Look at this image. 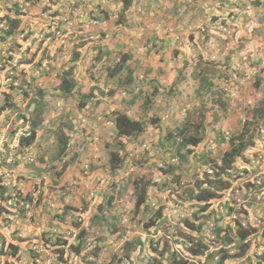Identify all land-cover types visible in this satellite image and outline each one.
I'll use <instances>...</instances> for the list:
<instances>
[{
    "label": "rangeland",
    "instance_id": "obj_1",
    "mask_svg": "<svg viewBox=\"0 0 264 264\" xmlns=\"http://www.w3.org/2000/svg\"><path fill=\"white\" fill-rule=\"evenodd\" d=\"M59 1L44 0L43 5L37 7L22 2L18 8H23L21 11L24 14L18 15L20 11L14 12L19 18L20 27L14 26L11 34L3 33V30H7V23L0 24V105L3 92L7 91L10 93L8 101L18 106L15 109L14 105L7 113L5 112L3 114L5 118L0 116V149H2L0 151V183L3 182L5 194H8L7 197L0 199V202H4L2 204L9 210V212L3 210L0 212V244L10 238L22 244L18 264H60L57 261L56 252L49 249L46 244L45 237L55 232L65 234V231L57 229L58 225L55 223L61 216H65L63 223L69 230L73 224L79 227L85 226V232L87 230L90 233L87 241L92 246L99 243L100 239L97 238H101V234L105 236L99 243L100 246L93 248L94 252L97 251L96 258L105 264H152L146 261L151 259V254L146 247L143 246L137 253L139 236L144 240L150 236L157 242L160 250L166 251L169 245H173L182 254L183 250L186 251V245L181 243L178 236L182 219L194 212L197 204L191 205V208H185L179 201L187 199L184 193L185 188L193 189L194 194L198 193L196 182L204 178V172H211L213 160L222 156L228 148V139L233 133L230 130L234 126L233 117L223 118L221 129L223 132H220V137L217 139L219 123L212 122L213 120L211 121L205 115L203 120V113L198 112L197 105H193V111L190 112L188 110L191 109L186 108V112L189 113L187 119L191 120L192 124L203 122L205 127L201 129L198 125L196 128L188 129L189 132L196 131L195 133L201 136L198 146L189 149L183 144V133L179 124L186 114L184 107H189V104L195 101L184 103V107L179 108V114L176 112L172 114L167 107L164 109L165 98L162 97L161 100L160 96L157 107L147 110V116H151L150 118L158 116L159 122L152 121L150 129H148L150 125L146 124L145 131L140 135H145L147 141H142L145 144L141 145V149H138L137 144L133 146V151L135 149L136 154L143 156L142 163L135 164L133 160H125L121 170L114 171L108 166L107 155L105 157L102 149L99 152L92 151L94 148L98 149L109 134L113 135L116 132L113 120L115 113L109 114V111L113 110L110 105L113 104L112 106L117 109L119 104L114 102L120 101L121 108L128 110L136 117L143 112L141 95L136 98L137 93L133 95L125 93V84L132 80L134 86L140 85L147 94L146 89H149L151 93V88L148 87L149 78L154 77L159 82L161 80L163 85L167 83L166 89L173 90L175 87L177 90L176 86L170 84L168 76L170 73L174 75L177 72L178 60L182 61V54H187L185 57L190 59L193 56L195 59L198 53L195 50L200 48L199 52H204L205 59L201 60L199 68L195 69L199 79L204 73H211L214 70L209 78L214 81L217 78L223 80V65L230 62V59H234L230 63L232 71L230 75L238 79L240 92L235 95L233 93L229 103L234 109H245L238 113L241 116L239 117L241 122L244 120L254 122L256 116L253 111L258 106L257 100L264 97V80L259 87L252 85V79L257 76V73L264 77V71L261 72L262 67L264 68V0H259L260 5L254 7L250 0H169L170 2L165 4L166 9L162 10L157 5L154 9L156 19L153 21H158L157 17H159L160 20L157 23H160L163 18H169L168 25L164 27L165 34L160 36L153 32H146L147 37L141 29L143 26H140L138 22V13H131L127 19L119 20L121 18L118 17L117 12L121 9V0H109V2L92 0L88 4H85L87 0H79V6L76 2L74 3L76 9L71 8L72 4L69 9L66 6L58 8ZM98 7L102 9V12H110L111 17L103 21L83 17L84 13H94ZM55 9H59L56 12L60 14L58 16L61 19H55L60 20L58 27L50 28L46 21L49 18L47 14L54 12ZM6 15L14 16L12 12ZM177 19L183 22L177 23ZM170 21H172L171 26ZM133 22H138V25H132ZM130 25L134 28L128 29ZM156 29L163 30L160 26ZM61 30L67 31L64 33ZM175 30L178 33H176L174 44L187 45L194 51L189 50L190 48L188 51L178 47L175 51V48L172 49L171 40L167 49L160 52V56L156 51L155 53L148 51L150 47L147 48V46L152 37L156 41L162 38L164 43L166 42L164 39L173 35ZM219 31L227 34L229 40L216 38L214 33L218 34ZM125 34L128 38H125ZM72 35L76 36L72 39ZM236 36L243 37L245 40L237 42ZM247 44L252 46L249 47ZM127 47L130 49H126ZM76 49L79 50L78 58L81 62L83 61L81 70L74 63L73 72L78 77L77 81L86 92H89V78L92 79L95 72V76L98 75L97 83H93L90 90L96 92L89 93L90 97L81 96V93L77 92L66 100L52 97V95L45 96L41 100L45 120L43 125L37 127L31 148H19L14 151V154H9L8 151L12 150L11 136L14 130L25 126L22 122L24 117L29 116L32 119L27 103L34 100V94L25 96L23 90L35 85L44 88L46 94L52 91L58 84L59 73L64 66L70 65L69 59L75 54ZM158 49H161V46H158ZM127 50H131L136 59L147 58L148 60L143 62L137 59L132 62L130 58L129 63L124 61L115 66L120 55ZM228 54H230L229 58ZM158 61L162 62L163 68L156 67ZM101 62L103 64L101 69L109 66L110 70L106 69V72L110 71L111 75L109 77L108 74L103 81L102 73H98L97 67L92 68L93 63L99 65ZM111 69L114 73H111ZM243 69H246L244 75ZM31 75L34 76L33 80ZM128 76L131 77L130 81L124 82ZM27 80H31V83L27 84ZM231 83L232 80L228 84L231 85ZM217 85L216 82L213 88ZM112 89L113 95L110 93ZM218 94L216 93L213 98ZM97 95H102L103 101L107 103L105 109L92 108L94 104H91L90 107L80 111L79 102L86 103L93 100L91 97H97ZM213 98H209L208 101L211 102ZM135 99L138 100L135 101ZM221 100L223 104L218 102L222 105L221 108L230 110L226 103L227 97L224 96ZM93 110H104L100 115L101 121L96 123L100 133L98 129L92 130L86 144L80 139L83 135L79 136L80 138L70 146L67 154L60 158L58 155L60 128L68 127L70 125L68 121H72V118L87 120V116H91ZM105 111L108 112L106 114H109L108 116L104 115ZM217 111L219 110L213 112ZM62 112L64 115L61 117ZM211 112L212 110L207 115ZM106 119H110L108 124ZM158 123H162V126ZM89 125L92 126L91 123ZM77 128H79L77 132H81L80 125ZM241 128V125L236 127L237 130ZM253 129L258 132V141L252 147L254 151L243 159L240 168L235 169L232 166L231 174L229 173L227 177L229 182L227 186L226 183L223 185L215 183V189L225 187L221 197L213 201L218 215H212L207 211L197 213L199 217L194 222L199 227L204 226L201 222H206L205 225L208 227L204 226L200 233L188 231L194 234V238L201 240L204 238L203 234L209 235L220 222L228 225L239 221L250 235L244 240V246L238 247L236 244L238 238L236 240L232 233L229 234V238L233 240L228 244V252L235 255L264 252V237L257 232V229L264 228V124L260 122ZM169 131L174 135L173 139L169 138L171 136ZM246 131L248 136L253 133L251 128ZM99 134L103 139L101 138L100 143H97L95 137ZM80 143L82 146L78 148L77 145ZM107 143H110L109 147L112 146L122 153L132 149V145L128 146L126 143L122 144V148L116 142L113 145V139ZM125 146L127 148H124ZM74 149L83 150L80 160L77 154H72ZM88 150L91 153L90 157L85 155L88 154ZM106 151L107 148L104 149V152ZM185 156L187 161L183 160ZM169 163H175L178 167L171 171L163 170L168 168ZM156 164H159L157 168L162 169L147 167V165L154 167ZM141 174L144 180L140 183V188L143 187L148 191L147 206L141 207L134 213L133 203L135 194L139 190L135 189V184L130 180L135 178L138 181ZM173 174L179 175V181L171 179ZM171 189L175 191L172 192ZM157 210L161 211V216L159 220L156 219L154 225L150 224L151 231H149L144 227L143 222H150L151 218L158 215ZM208 214L210 217L206 220L203 215ZM240 214H245L244 218L240 219ZM87 216H92L95 226L88 222ZM99 217H105L106 227L113 234L112 240H116L115 242L111 243V240H108V231L100 226ZM254 218L257 224L251 223ZM119 231H122V234ZM25 237L30 240L34 238L35 242L22 241ZM124 240H131L132 251H128L126 255L122 245ZM168 242L171 244L168 245ZM30 250L36 252L32 257L28 256ZM213 255L218 256L217 249H214ZM202 257L194 259L199 261V264H215V260L203 261ZM3 259L4 256H0V264ZM7 260H10V256ZM243 261L239 257L235 264H246ZM178 262L186 264V256L182 254V259ZM74 263L75 259L72 256L69 264Z\"/></svg>",
    "mask_w": 264,
    "mask_h": 264
},
{
    "label": "trees",
    "instance_id": "obj_2",
    "mask_svg": "<svg viewBox=\"0 0 264 264\" xmlns=\"http://www.w3.org/2000/svg\"><path fill=\"white\" fill-rule=\"evenodd\" d=\"M26 1L28 5L37 7V6L43 5L44 0H26ZM91 1L92 0H87L85 4H88ZM75 2H76V5L79 6V0L74 1V2H67V1L58 2V8H62L66 6L69 9L70 4H72L71 8L76 9L74 8ZM156 2L157 0L144 1L141 7L142 12L139 18L140 24L145 20L149 22H153L154 15L152 14V9H153V5ZM250 2L253 5V7L260 5L259 0H252V1L250 0ZM8 3H9L8 0H0V24L2 25H4V23L8 24L7 30H3L4 34H11L12 32L11 30L13 29L14 26L20 27L19 18L15 16L14 12L20 11L18 15L24 14L21 11L23 8L19 9L18 7L20 6L17 3H14V2L11 4H8ZM132 5H136V0H121V9L117 12L119 14L118 17L121 18L119 20H122L123 18L125 20L130 16ZM58 10L59 9H55L54 12H50L49 14H47V17H49L50 20L48 18V20L46 21L50 28H54V27L56 28L59 26L58 23L60 20L59 21L55 20V19H61V17L58 16L60 14L56 12ZM9 12H12L14 14V16H12L13 18L10 16L8 17L6 15ZM101 12H102V9L98 7L94 13L93 12L84 13L83 17L85 19H92V20L97 19V20H102V21L105 20L106 18L111 17V15L109 14L110 12H107V11L102 12V13ZM168 21H169V18H166V23H168ZM133 24L138 25V22L137 23L133 22L132 25ZM132 25L128 26V29L134 28V26ZM21 27L23 28V26ZM61 31L66 33L65 31L67 30H61ZM70 32H73V31H70ZM144 32L146 35L147 31H144ZM154 34H160V31L157 30V33H154ZM73 36L75 37L76 35H72V39H73ZM147 36L148 35H146V37ZM214 36L216 38L219 37L220 39L225 40V41L229 40V37L227 36V34L220 32V31L218 32V34L214 33ZM1 37H3V35H1ZM125 38H128L127 34H125ZM236 40L237 42H239L245 39L243 37L236 36ZM165 44L170 45V41L167 40L165 43H163L162 38H160L159 41H156L152 37L150 39V44L149 46H147V48L150 47L148 49V51L150 52L155 53L156 51L158 53L159 51L158 46H164ZM247 45L249 47L252 46L251 44H247ZM173 46H174L173 49L175 48V51H177L178 48H184V50H188L190 48L189 50H193L191 47L187 45L185 46V45L180 44L178 46H175V45ZM107 47L109 48V46ZM126 49H130V48L127 47ZM242 49L243 48H241L240 50ZM199 50L197 51L195 50V52H198L197 57L195 59L193 58V56H192V59H190V58L185 57V55L187 54H182L181 56L182 61L178 60L179 62L178 70L174 74L175 76L171 73L168 76L170 77L169 78L170 84H172L173 86H176L177 90L179 88H182L184 90V95L180 96V98L178 99L176 110L174 112L179 114L181 107H184V103H188V102H192V100H196V102L199 104V106L197 105L198 106L197 110L198 112L203 113V120H204V115H205L208 119H211V121L213 120L212 122L219 123V129H217L218 132L216 135L217 139L220 137V132H223L221 130L223 118L227 116H232L234 126L230 128L231 132L233 133H231V137L228 139V143H229L228 148L224 151L222 156H220L218 159L213 160V163H212L213 166H211L210 168L211 172L210 173L204 172V178L198 179V181L196 182V185L198 186V193L194 194L193 189L185 188L184 193L187 196V199L185 201L184 200L179 201V203L182 204L185 208L186 207L191 208L190 207L191 205L197 204L195 211L190 213L189 216H187L185 219H182V224H181L182 230L180 228L179 230L180 234H178V236L180 237L181 243H184V245H186V251L183 250V252L185 253L182 252V254L183 256H186L187 258L186 264H199L200 262L194 259L199 256L200 257L204 256V258L202 257L203 261H206L205 259H213L215 260V264H227L228 262L234 261L238 259L239 257L241 258V260H244L243 262H245L246 264H264V252H262L261 254H256L254 252H251V253H244L243 255H235V254H230L228 252V248H229L228 244L233 240V238H229L230 233H232L235 236V239L238 238V242L236 243L238 247L244 246V240H246V238L250 235V233L247 230H245V228H243V226L241 225L239 221H236L234 224H228V225H223V222H220L214 228V230H212L209 233V235L203 234L202 237L204 238H201V240L194 238V234H190V233H200L204 229V226L208 227L205 225L206 222H201L202 224H204V226L202 227H199V225L196 222H194V220L198 219L199 217L197 213L201 214L204 211H207V213L210 212V214L212 215H218V212L214 207L213 201L216 198L221 197L222 193L225 192L224 190L225 187L223 186V188L215 189V183H221V185L226 183L225 184L226 186L229 184L227 177L231 174L230 169L232 168V166L235 169L240 168V165L242 164L243 159L247 158L248 155H250L254 151V150L252 151V147L258 141L257 140L258 132L254 131L253 128L256 125H259L260 122L264 124V97L257 100L258 106L256 110L253 111L254 115L256 116L255 117L256 119H254V122H251V123L248 120H244V119H243L244 122H241V119H239V117L241 116L238 113L240 112V110H245V109H234L229 103V98H230L229 93L231 91H234L236 93L240 92V89L238 88V86L237 88H235L236 84H238V79L236 80L230 75V72H232L230 69V63H232L234 59H230V62H227L223 65V70H222V74L224 75L223 80L217 78V80L214 81L213 79L209 78L213 74L214 70H212L211 73H204L202 76H200L201 78L199 79V74H196L195 69L199 68L200 61L201 60L204 61L205 59L204 52L203 51L199 52ZM78 51H79L78 49L74 50L75 54H73L70 59L71 64L65 66L59 73V77H58L59 83L52 89V91H49L46 94L45 92L46 90H44V88H41L40 86H35V85H33L32 88L29 87L27 90H23V95L25 96L29 95L30 93L34 94V98H33L34 100L32 102L27 103V107L30 108L29 112L32 115L31 117H32L34 126L37 127L42 122V120H45L42 114L43 110H42V103H41V100H43L45 96L52 95V97L54 96L56 98L66 100L67 98L73 95H76L77 92L81 93L80 94L81 96L84 95V97H90L89 93H93L91 92L90 87H88L89 92L84 91V89L81 86V83L77 81L75 73L73 72L75 68V64L73 62L75 61V59H78ZM227 57L229 58L230 54H228ZM130 58H132V62L133 60L140 59V58L136 59L135 56H133L131 50H127V52L125 51L120 55V57L118 58V61L115 63V66L119 65L120 62H124V61H127V63H129V61H131ZM140 60L145 62L148 59L145 58V59H140ZM30 61L31 59L29 60V62ZM106 69L110 70L109 66H106ZM262 71H264L263 67H262L261 72ZM109 72L107 71V75L109 74L108 76L110 77L111 75ZM111 73H114V70L111 69ZM242 73L244 75L246 73V69H243ZM256 75L257 76L256 77L254 76L252 79V85L259 87L262 81L264 80V77L261 76L260 73H257ZM33 79H34V76L31 75V80ZM130 79L131 77L128 76L125 78L124 82H129ZM31 80H27L26 83L30 84ZM230 80H232V83L230 87L227 88ZM216 82L218 85L213 88ZM166 84L167 83H164L163 85V82H161V80L159 82L156 78L150 77L149 82H148V87L151 88V93L146 94L145 90L140 85L134 86L131 80L128 84H125L126 88L124 92L128 94H132V95L137 93L136 98L141 95V99H143V103H141L142 110H148V109L150 110L155 105L156 98L160 96H164L165 94L170 95L172 99L175 97L176 91H177L175 87L173 90L166 89ZM113 91H114L113 89L110 90V93L112 94ZM216 93H219V94L215 98H213V96ZM9 94L10 93L7 91L3 92L2 104L0 105V116L2 118H5L6 116L3 114L5 112L7 113L9 109L10 108L12 109V107L15 105L14 102L8 101ZM224 96L227 97L226 103H228L227 107H229L230 110H225L224 107L221 108L222 105H219V103L223 104L221 98H223ZM176 97H178V95ZM209 98L210 99L213 98V100L209 102L208 101ZM136 100L138 99H135V101ZM174 100L176 101L177 98H175ZM83 104H85V101L78 103L79 106ZM14 107L16 109L18 106L15 105ZM211 110L212 112L209 115H207L209 111ZM214 110H219V111L213 112ZM188 114L189 113H186L184 115L185 118L182 117L179 127L183 133L182 134L183 144L190 149L193 147H197L198 144L200 143L201 138L199 136V133H195L196 131L194 133L189 132L188 129L191 130L192 128L198 127V125L201 127V129L205 127H204L203 122H201L200 124H192L191 120L187 119ZM63 115L64 114L62 112L61 117ZM146 116H147V112H146ZM155 120L157 121L156 117L150 118V120L148 121L140 120L138 118L132 117L128 113V111L116 112L115 117H114V123L116 127L115 138L116 139L119 138L118 143L123 144L120 137H123V135H125L127 137L126 145L129 146L131 145L129 144L130 139H131L130 136L138 135L139 133H142L145 130L146 124L152 123V121H155ZM68 122H72V121H68ZM252 124L254 125L252 126ZM239 125H241L242 128L240 130H237L236 127ZM248 128H251V130H253V133L250 136L247 135L246 129ZM60 131H61V134L58 135V139L60 141V150L58 152V155L60 158H62L63 156L67 154V151H68V147H67V137L68 136L65 134L66 130L64 127L60 128ZM171 133L172 132H170L171 136L169 138L173 139L174 135ZM34 137H35V132H32L30 135L26 137H22L20 139V146H22L25 149L31 148V144H32V141L34 140ZM137 137L138 136H136V138ZM245 137H247L246 140H245ZM143 140H146V139H143ZM143 140L137 141L138 149H141L142 147L141 145L144 143L142 142ZM97 143H100V142L97 141ZM105 148H107L106 152H104ZM124 148H127V146H125ZM131 148L132 149L130 150L132 152L128 150L127 152L122 153V152H119L118 150H112L113 149L112 146L109 147V145H106V144L104 146H101V145L99 146V150L102 149V153H105V156L107 155L109 167L112 170L123 167L125 165L124 164L125 160L127 161L133 160L135 164L143 162V156L141 154H136V150L134 149L133 151V147ZM86 150H87V147L85 148V151ZM81 151L83 150L78 149L72 152V154L73 155L77 154L78 155L77 157L79 158L83 154V152ZM78 160H80V158ZM183 160L187 161V157L185 156ZM158 165L159 164H156L154 165V167L147 165V167H149L150 169H155V168L158 170L162 169V168H157L156 166ZM176 167H178L177 164L169 163L168 168L167 169L163 168V170L171 171L173 168H176ZM88 178H91V177H88ZM171 179L174 181H179V175L173 174ZM143 180H144L143 174L139 176L138 181H136L135 178L130 180V182L134 183L136 188L139 190L135 194V204H134V209H133L134 213L139 211L141 207L147 206L148 191L143 187L140 188V183ZM203 184H205V186ZM4 187L5 186L3 182H1L0 183V199L8 196V194H5L6 189ZM170 191L173 192L175 190L171 189ZM173 197L175 198V196ZM2 203L4 204V202H0V212H2V210L5 212H9V210ZM230 208H232V206H230ZM156 214L158 215H155L153 219L151 218L150 222L148 221L143 222L144 227L149 231H151L150 224L154 225L156 219L159 220V217L161 216V211L157 210ZM203 216L205 217L206 220H208V218L210 217L209 214L203 215ZM244 216L245 214H240V219L244 218ZM256 221L257 220L254 218L252 219L251 223L256 222ZM64 229L69 230L68 227ZM70 229H75L74 236L72 238L70 236L69 237L66 236L64 232H59V233L55 232L54 234L53 233L48 234L45 237V241L49 249H52L53 251L56 252L57 261L60 264H67L68 258L74 256V259H75L74 264H105L104 262H100V260L96 258L97 251L94 252V249H93L94 247L100 246L99 243H101L102 239L105 238V236L102 235L101 238H97V239H100L98 240L99 243L97 242L96 245L92 246L91 243L87 241V238L90 235V233L85 232L83 226L79 227L73 224L70 226ZM106 229L108 231V238L111 240V243L115 242L116 240L115 241L112 240L113 234L110 232L108 228ZM188 231H190V233ZM119 232L122 234V231H119ZM257 232L260 235H263L264 237V228L257 229ZM211 235L212 236L214 235V236L211 238L210 237ZM113 239H116V238H113ZM22 241H28L27 243L35 242L34 238L30 240V238L28 237L23 238ZM130 241L131 240H126L122 244L124 247L125 255L126 253H128V251L129 252L132 251L130 248ZM137 243H138L137 253H139V251L142 249L143 246L146 247L148 252H150L151 259L146 260L147 263L180 264L178 261L182 259V254L180 253V251L178 252L177 249H175L173 245H169L171 244V242L167 243L169 245V249L166 251L160 250L157 242H155V240L151 238L150 236L147 238V240H144L143 238L139 236V238L137 239ZM21 245L22 244H19V242H16L12 240L11 238L4 240L0 244V256H4V259L1 262V264H18ZM214 249H217V252H218V256L216 257L213 255ZM34 253H36L34 252V250H30L28 256L32 257ZM115 255H117V253ZM9 256H10V260H7V257Z\"/></svg>",
    "mask_w": 264,
    "mask_h": 264
},
{
    "label": "clouds",
    "instance_id": "obj_3",
    "mask_svg": "<svg viewBox=\"0 0 264 264\" xmlns=\"http://www.w3.org/2000/svg\"><path fill=\"white\" fill-rule=\"evenodd\" d=\"M61 1H68V2H74L75 0H60L59 2H61ZM76 1H78V0H76ZM8 4H11V3H17L19 6H21L22 5V2L24 3V4H26V5H28V3H27V1L26 0H8ZM155 5H157V7L158 8H160V9H166V6H165V4H163L162 2H156L154 5H153V9H152V14L154 15V13H155ZM9 6V5H8ZM25 8V7H24ZM141 7H140V9H139V16H137L138 18H140V14H141ZM130 16H131V14H130ZM159 20H160V18L159 17H157ZM153 19H156L155 17L153 18ZM94 20V19H93ZM159 20L158 21H153V22H149V21H147V20H145V21H143L141 24H140V26H143V28H141V29H143L144 31H147V32H153V33H157V29H156V27L157 26H160V27H162L163 28V30H161L160 31V36H161V34L163 35V34H165V32H166V30H164V27L166 26V25H168V23H166V18H163V21H160V23H157V22H159ZM95 21H98L97 19H95ZM177 23H181V22H183V20L182 21H179V19H177ZM139 22V21H138ZM156 23L158 24V25H156ZM171 23H172V21H170V26H171ZM176 23V22H175ZM176 23V25L178 26V24ZM178 30V29H177ZM177 30H175L174 31V33H173V35H171L170 37H167L166 39H164V41H167V39L170 41H172V43H173V45H175L176 46V44H174L175 42H176V38H175V36H176V33H178V31ZM165 43V42H164ZM171 43V42H170ZM165 46V47H164ZM164 46H161V49H159V51H158V54H159V56H160V52L162 51V50H165V48L167 49V47L169 46L168 44L166 45H164ZM174 47V46H173ZM170 48H172V47H170ZM173 49V48H172ZM161 58V57H160ZM71 59V58H70ZM69 59V60H70ZM73 63H76L77 64V66L79 67V69H80V67H81V60L78 58V59H75V61L73 62ZM157 64H156V67H162L163 68V65H162V62H160V61H158V62H156ZM70 64H71V61H70ZM68 65V64H67ZM66 65V66H67ZM102 66H103V64H102V62L99 64V65H96V64H92V68L94 69V68H96L97 67V71H98V73H102V81L103 80H105L106 78H107V72H106V66H104V68L103 69H101L102 68ZM65 67V66H64ZM63 67V68H64ZM141 75V74H140ZM139 75V76H140ZM76 76V75H75ZM97 77H98V75H96L95 76V72H94V75H92V79L91 78H89V80H90V83H89V85H90V87H91V85L93 84V83H97ZM76 79H78V77L76 76ZM58 83H59V81H58ZM100 86V85H99ZM237 86H238V84H236V87L235 88H237ZM101 87V86H100ZM230 87V85H228L227 86V88H229ZM101 90H102V88H101ZM147 90V94H150V90L149 89H146ZM84 91H85V89H84ZM86 92V91H85ZM94 92H96V91H94ZM93 92V93H94ZM233 93H234V95L236 94V92H234V91H231L230 93H229V97H231L232 95H233ZM113 95V94H112ZM178 95V97H176ZM184 95V90L182 89V88H179L177 91H176V95H175V97L172 99V97L170 96V95H168V94H165L164 96H161V98L160 97H158V98H156V103H155V105L152 107L153 109L154 108H156L157 107V105H158V103H157V101H158V99L160 98L161 100L163 99L162 97H164L165 98V102H164V109L167 107V110H171V113L173 114V112L176 110V106H177V102H178V99L180 98V96H183ZM93 100H89L88 102H86L85 104H84V106H80L81 107V109H80V111H82V110H84L85 108H87V107H90L91 106V104H94L93 106H92V108H100V109H105L106 108V102L105 101H103V99H102V95H100V96H98L97 95V97H91ZM175 98H177V100L175 101L174 99ZM111 101H114V100H111ZM193 101H195V103H190L189 104V107L187 106V107H184V109L183 110H185L184 111V113H187L186 112V108H190L191 110H188L189 112L190 111H193L192 109H193V105H198L199 106V104L196 102V100H193ZM115 104H119L118 105V108L116 109L115 107H113L112 105H110V108H112L113 110H110L109 111V114L110 113H112V114H116V112H119V111H128V110H123L122 108H121V102L119 101L118 103L117 102H114ZM141 103H143V99H142V101H141ZM197 106V107H198ZM192 107V108H191ZM183 108V107H182ZM63 111V110H62ZM143 112L139 115V117H136V116H133L129 111H128V113L132 116V117H134V118H138V119H140V120H147L148 121V119L151 117H147L146 116V112H147V110H142ZM101 112V113H100ZM102 112H104V110H98V111H95V110H93V113H95L94 115H93V113H92V115L91 116H87V120L85 119H77L76 120V118H72V122H69L70 123V125L68 126V127H64L65 128V130H66V132H65V134L68 136L67 137V147H68V150H70V146L73 144V143H75V141H76V139H78V138H80L79 136H81V135H83V137L82 138H80L82 141H83V143H87V138H88V136H89V134L92 132V130H94V129H98V125L96 124V123H99V121H101V117H100V115L102 114ZM108 112L107 111H105V116H108V115H106ZM144 115V116H143ZM115 117V116H114ZM114 117H113V120H114ZM156 118H157V121L159 120V118H158V116H155ZM153 118V117H152ZM94 119V120H93ZM23 124L25 125L23 128L22 127H17L15 130H14V133H13V135L11 136V149L12 150H10V151H8V153L9 154H14V151H17L19 148H23L22 146H20V139L22 138V137H26V136H28V135H30L32 132H35V137H36V133H37V127L39 126V125H43V123H44V121L42 120V122L36 127V126H34V124H33V121H32V119L28 116V117H24V119H23ZM110 122V119H106V123L108 124ZM159 122V121H158ZM89 123H91V125L92 126H90L89 125ZM147 124H149L150 126L148 127V129H150L151 128V124L152 123H147ZM160 126H162V123L160 124V123H158ZM73 125L75 126V127H73ZM79 125H80V130H81V132L79 131V132H77V130H79V128H77V127H79ZM146 127H147V125H146ZM145 131V130H144ZM143 131V132H144ZM170 131H172V130H170ZM169 131V132H170ZM98 132H99V129H98ZM100 133V132H99ZM141 133H139L138 135H132V136H130V143L129 144H131L132 145V147L133 146H135L136 144H137V141L138 140H143V139H146L145 138V135H140ZM84 136H85V138H84ZM115 136H116V132L113 134V135H108L107 136V138H105L104 139V142L101 144V146H104L105 144L106 145H110V143H107L108 141H110L111 139H113V145H114V143L116 142L117 143V145L120 147V148H122V144H120V143H118V140H119V138H115ZM136 136H138L137 138H136ZM199 136H200V134H199ZM35 137H34V139H35ZM103 139V137L99 134L98 136H96L95 137V140H97V141H100V139ZM200 138H201V136H200ZM120 139L122 140V142L123 143H127V137L125 136V135H123V137H120ZM34 141V140H33ZM32 141V142H33ZM146 141H147V139H146ZM200 142H201V140H200ZM145 144V142L143 143V145ZM81 145V143L79 144V145H77L78 146V148H79V146ZM82 146V145H81ZM75 150V149H74ZM94 150H96L97 152L99 151V148L98 149H96V148H94L93 149V151L92 152H94ZM112 150H116L115 148H113ZM0 151H2V149H0ZM119 151V150H118ZM68 154H70V153H68ZM106 157V156H105ZM104 157V158H105ZM11 159V158H10ZM32 160H33V158H32ZM32 160H30V161H32ZM107 162H108V160H107ZM85 163V162H84ZM86 164V163H85ZM109 166V165H108ZM122 168V167H121ZM121 168H117V169H114V171H120L121 170ZM111 169V168H110ZM112 170V169H111ZM136 187V186H135ZM135 189H137V188H135ZM138 190V189H137ZM135 204V200H134V203H133V205ZM65 216H61L60 217V219H58V221H55V223L58 225L57 226V229H60V230H63V231H65V235L66 236H70L71 238L74 236V230L75 229H71V230H65L64 228H67L68 226H66V224H64L63 223V218H64ZM84 217H86V216H84ZM88 217V222L92 225V226H95L94 225V222H93V220H92V216H87ZM104 218L105 217H99L98 219L100 220V226H102V228H107L106 227V223H105V220H104ZM83 228H85V226H83ZM86 232H87V230H86ZM102 235L103 234H101V237H102ZM108 240H110L109 238H108ZM124 241H126V240H124ZM262 253V252H261ZM260 253V254H261ZM70 258L71 257H69L68 258V262H67V264H69V260H70ZM236 261H237V259L236 260H234V261H231V262H228L227 264H235L236 263Z\"/></svg>",
    "mask_w": 264,
    "mask_h": 264
},
{
    "label": "crops",
    "instance_id": "obj_4",
    "mask_svg": "<svg viewBox=\"0 0 264 264\" xmlns=\"http://www.w3.org/2000/svg\"><path fill=\"white\" fill-rule=\"evenodd\" d=\"M104 1H106V2H109V0H104ZM144 1H146V0H136V5H132L131 6V8H132V10H131V13H138V15L137 16H139V9H140V7H142V5H143V3H144ZM172 1V0H171ZM157 2H162L163 4H167V3H169L170 1L169 0H157ZM82 63H83V61H82ZM81 63V64H82ZM81 67H82V65H81ZM77 68H78V66H77ZM81 70V69H80ZM85 76V75H84ZM95 111H98V110H95ZM95 113H93V115H94ZM89 154V155H88ZM88 154H85L86 155V157H90L91 155V153L89 152V150H88Z\"/></svg>",
    "mask_w": 264,
    "mask_h": 264
}]
</instances>
